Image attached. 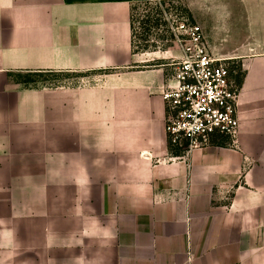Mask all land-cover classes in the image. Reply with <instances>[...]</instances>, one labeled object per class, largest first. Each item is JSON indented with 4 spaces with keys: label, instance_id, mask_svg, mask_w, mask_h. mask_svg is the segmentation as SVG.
<instances>
[{
    "label": "crops",
    "instance_id": "obj_1",
    "mask_svg": "<svg viewBox=\"0 0 264 264\" xmlns=\"http://www.w3.org/2000/svg\"><path fill=\"white\" fill-rule=\"evenodd\" d=\"M142 2L187 7L233 59L238 148L171 151L183 52L135 50ZM0 264H264V0H0Z\"/></svg>",
    "mask_w": 264,
    "mask_h": 264
},
{
    "label": "built area",
    "instance_id": "obj_2",
    "mask_svg": "<svg viewBox=\"0 0 264 264\" xmlns=\"http://www.w3.org/2000/svg\"><path fill=\"white\" fill-rule=\"evenodd\" d=\"M171 30L183 52L175 84L162 92L171 151L188 158L207 147L215 134L229 136L238 148L240 87L233 79V59L212 54L198 23L175 15Z\"/></svg>",
    "mask_w": 264,
    "mask_h": 264
},
{
    "label": "rangeland",
    "instance_id": "obj_3",
    "mask_svg": "<svg viewBox=\"0 0 264 264\" xmlns=\"http://www.w3.org/2000/svg\"><path fill=\"white\" fill-rule=\"evenodd\" d=\"M135 50L154 51L172 50L177 48L175 37L171 30V24L175 15L183 16L194 22L189 9L181 4L142 2L133 7ZM179 48V47H178ZM177 48V49H178ZM170 59L173 57L170 54ZM238 72L233 73V79L238 82ZM26 75V74H21ZM23 76H18L22 80ZM33 78L39 80L38 83H28L27 86H61L68 83L81 82L82 76L75 73H44L35 75Z\"/></svg>",
    "mask_w": 264,
    "mask_h": 264
},
{
    "label": "trees",
    "instance_id": "obj_4",
    "mask_svg": "<svg viewBox=\"0 0 264 264\" xmlns=\"http://www.w3.org/2000/svg\"><path fill=\"white\" fill-rule=\"evenodd\" d=\"M132 14H133V9H132ZM131 14V19H132V25H133V29H134V20H133V15ZM134 35H135V33H134ZM239 72V71H238ZM240 73V72H239ZM42 75L43 73H35V74H33L32 76H35V75ZM24 82H26V83H38L39 82V80H37V79H34L33 77H28L27 78V80H25Z\"/></svg>",
    "mask_w": 264,
    "mask_h": 264
}]
</instances>
